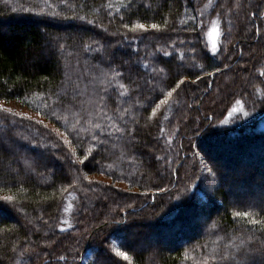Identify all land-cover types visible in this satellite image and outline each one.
<instances>
[{"label":"trees","instance_id":"trees-1","mask_svg":"<svg viewBox=\"0 0 264 264\" xmlns=\"http://www.w3.org/2000/svg\"><path fill=\"white\" fill-rule=\"evenodd\" d=\"M261 73L264 0H0V264H264Z\"/></svg>","mask_w":264,"mask_h":264},{"label":"rangeland","instance_id":"rangeland-1","mask_svg":"<svg viewBox=\"0 0 264 264\" xmlns=\"http://www.w3.org/2000/svg\"><path fill=\"white\" fill-rule=\"evenodd\" d=\"M204 27H205L204 28V35H205V37L209 43V47H210L211 51L215 52L217 50V43H218L219 38H220L219 27H218L216 22H213L211 24H207V26L204 25ZM0 108L8 110L9 112L14 111L15 114H18V115L22 114V115H26V116H31L35 119L38 118L36 115H34V114L32 115V113L28 112L26 108L22 107L17 102L2 104L0 106ZM238 113H241V114L244 113V110L242 109V107H238V108L234 109L230 118L237 116ZM225 156H226V154H225ZM225 156L222 157L221 160L215 161V162H217L215 164L218 166L217 172L219 173L221 180H224V181L227 180L228 181L229 178L234 179L236 177H239V176L241 177L242 175L246 174V177L247 176L252 177L253 178L252 180H254V183L259 182L260 186H262V189L261 188L259 189L256 186L255 187L254 186H252V187L248 186L247 189H245L244 191H240L238 189L237 185L236 186L235 185H229L227 190L231 193V195L237 196L238 194H240L242 192L244 193L246 191L247 192L245 193V197L247 195H249V197L247 196L244 199H236L234 197H231V199H230L231 204H237V203L243 202L244 200H250L251 202H253L254 204H256L259 207L264 206V188H263L264 187V175H263L264 168L263 169L259 168V166H257V164L256 165H253V164L247 165V164L242 162V164L240 166H238V168H234L232 171L228 172L224 168V165H225L224 162L227 161L226 160L227 156L226 157ZM247 173H248V175H247ZM244 177H245V175H244ZM214 178H216V177L215 176L213 177V181L209 184V187L217 186V184L215 183L216 179H214ZM231 182L233 183V181H231ZM206 209L208 211H210L209 209H211V207L209 206L208 208H205L203 214H205V213L208 214ZM71 211H72V208H71V210H70V208L66 210V216L64 218V223H65L64 226L69 225V222H70L69 218L71 215ZM199 226L201 228L205 229L206 221H205L203 216L196 218V219H192L191 227L194 229V231H196V228H198ZM63 229H65V227ZM177 244L178 243H174L171 246H167V245H164L162 243L157 244L154 242V243L150 244L151 246L148 245L149 246L148 251L150 250V252L152 251L151 253L154 254V253L158 252L157 251L158 249H165V250L168 249L169 250V249H172L174 246H177ZM142 248H143V246H142ZM258 262H261V261H258ZM258 262H253L251 264H258Z\"/></svg>","mask_w":264,"mask_h":264},{"label":"snow or ice","instance_id":"snow-or-ice-1","mask_svg":"<svg viewBox=\"0 0 264 264\" xmlns=\"http://www.w3.org/2000/svg\"><path fill=\"white\" fill-rule=\"evenodd\" d=\"M137 27L143 29L145 26H144L143 24H140V25H138ZM152 27L155 29V28H157L158 26H157L156 24H153ZM261 75H264V73H261ZM169 95H171V93H169ZM85 159H87V157H85ZM245 215H246V214H245ZM124 258L127 259V256L125 255Z\"/></svg>","mask_w":264,"mask_h":264}]
</instances>
